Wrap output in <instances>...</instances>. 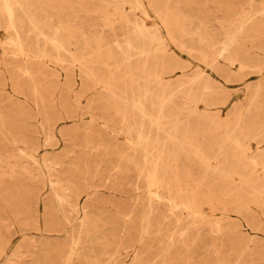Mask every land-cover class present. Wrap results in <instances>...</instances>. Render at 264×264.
<instances>
[{"label":"rangeland","instance_id":"1","mask_svg":"<svg viewBox=\"0 0 264 264\" xmlns=\"http://www.w3.org/2000/svg\"><path fill=\"white\" fill-rule=\"evenodd\" d=\"M0 264H264V0H0Z\"/></svg>","mask_w":264,"mask_h":264},{"label":"bare ground","instance_id":"2","mask_svg":"<svg viewBox=\"0 0 264 264\" xmlns=\"http://www.w3.org/2000/svg\"><path fill=\"white\" fill-rule=\"evenodd\" d=\"M150 2V1H149ZM128 33V32H127ZM132 41V40H131ZM149 78V77H148ZM165 99V98H164ZM252 112V111H251ZM242 130V129H241ZM140 138V137H139ZM145 154V153H144ZM203 162V161H202ZM208 163V162H207ZM222 164V163H221ZM215 165V164H214ZM217 171V170H216ZM217 173V172H216ZM222 173V172H221ZM244 179H246V178H244ZM198 214V213H197Z\"/></svg>","mask_w":264,"mask_h":264}]
</instances>
